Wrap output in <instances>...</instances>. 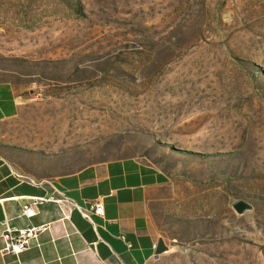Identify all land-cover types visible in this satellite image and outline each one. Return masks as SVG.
<instances>
[{
	"label": "rangeland",
	"instance_id": "1",
	"mask_svg": "<svg viewBox=\"0 0 264 264\" xmlns=\"http://www.w3.org/2000/svg\"><path fill=\"white\" fill-rule=\"evenodd\" d=\"M11 75L7 128L166 173L145 264H264V0H0Z\"/></svg>",
	"mask_w": 264,
	"mask_h": 264
},
{
	"label": "crops",
	"instance_id": "2",
	"mask_svg": "<svg viewBox=\"0 0 264 264\" xmlns=\"http://www.w3.org/2000/svg\"><path fill=\"white\" fill-rule=\"evenodd\" d=\"M28 89L18 75L0 77V264H145L161 236L154 204L166 173L137 156L84 158L81 147L65 150L60 137L7 128L28 102ZM51 195L69 202L45 199L32 215L20 212L28 197ZM96 198L101 215L90 209ZM4 220L13 233L43 228L28 247L5 252Z\"/></svg>",
	"mask_w": 264,
	"mask_h": 264
},
{
	"label": "built area",
	"instance_id": "3",
	"mask_svg": "<svg viewBox=\"0 0 264 264\" xmlns=\"http://www.w3.org/2000/svg\"><path fill=\"white\" fill-rule=\"evenodd\" d=\"M50 199L52 201L62 203L65 205L68 199H65L64 195L61 196H49V197H28L26 201L21 203L20 212L24 215H32L36 212L35 204L41 200ZM69 202V201H68ZM90 209L93 213L101 215L103 213V205L99 198L94 199L90 205ZM88 210L81 211L82 215L88 217ZM43 228V225L30 226L19 229L16 233H13V229L3 221L2 239L3 246L2 250L5 252L17 253L20 250L28 247L31 240H34L37 232Z\"/></svg>",
	"mask_w": 264,
	"mask_h": 264
},
{
	"label": "water",
	"instance_id": "4",
	"mask_svg": "<svg viewBox=\"0 0 264 264\" xmlns=\"http://www.w3.org/2000/svg\"><path fill=\"white\" fill-rule=\"evenodd\" d=\"M230 206L236 213H242L245 210L250 209L251 203L242 199V198H236L233 201H231ZM167 248V245L164 243L161 236H158L153 247V256H156L158 253L162 252Z\"/></svg>",
	"mask_w": 264,
	"mask_h": 264
}]
</instances>
